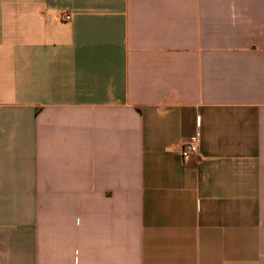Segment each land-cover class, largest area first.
Here are the masks:
<instances>
[{
  "label": "crops",
  "instance_id": "0c3cea01",
  "mask_svg": "<svg viewBox=\"0 0 264 264\" xmlns=\"http://www.w3.org/2000/svg\"><path fill=\"white\" fill-rule=\"evenodd\" d=\"M0 264H264V0H0Z\"/></svg>",
  "mask_w": 264,
  "mask_h": 264
},
{
  "label": "built area",
  "instance_id": "2783aa9c",
  "mask_svg": "<svg viewBox=\"0 0 264 264\" xmlns=\"http://www.w3.org/2000/svg\"><path fill=\"white\" fill-rule=\"evenodd\" d=\"M67 20L69 16L65 17ZM200 140L199 137H194L184 142L180 147V155L183 160H188L191 156L198 153Z\"/></svg>",
  "mask_w": 264,
  "mask_h": 264
}]
</instances>
